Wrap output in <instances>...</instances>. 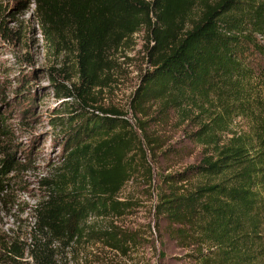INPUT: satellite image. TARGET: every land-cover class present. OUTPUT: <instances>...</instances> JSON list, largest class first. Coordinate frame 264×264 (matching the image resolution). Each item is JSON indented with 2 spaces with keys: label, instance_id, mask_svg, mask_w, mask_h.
<instances>
[{
  "label": "trees",
  "instance_id": "trees-1",
  "mask_svg": "<svg viewBox=\"0 0 264 264\" xmlns=\"http://www.w3.org/2000/svg\"><path fill=\"white\" fill-rule=\"evenodd\" d=\"M29 2L45 43L57 54L74 55V90L83 103V109H71L60 165L41 180L48 192L31 206L34 231L60 240L79 237L92 212L122 213L127 203L117 196L136 172L146 169L151 176L145 122L131 124L114 106L86 109L111 53L146 25L151 69L141 74L130 107L144 115L145 104L154 100L167 108L200 98L216 110L194 134L204 146L198 161L160 175L155 214L176 227L194 264H264V93L253 82L264 60V0ZM58 85V98L74 95ZM236 116L248 119V132L219 140L217 131ZM2 124L0 119V137L6 133ZM11 159L0 163L3 172ZM37 250L36 264H47Z\"/></svg>",
  "mask_w": 264,
  "mask_h": 264
},
{
  "label": "rangeland",
  "instance_id": "rangeland-1",
  "mask_svg": "<svg viewBox=\"0 0 264 264\" xmlns=\"http://www.w3.org/2000/svg\"><path fill=\"white\" fill-rule=\"evenodd\" d=\"M200 6L186 17V26L198 17ZM152 43L149 28L142 25L113 51L102 84L86 106L88 112L114 106L131 124L145 122L151 176L142 169L125 183L117 196L127 203L122 213L92 212L79 237L60 240L34 231L31 206L48 192L41 180L63 159L70 115L83 109L74 90L79 85L74 55L69 50L57 54L45 43L29 0H0V119L6 132L0 137V163L12 156L10 167L0 168V264H36L37 249L47 264H194L191 247L175 235L176 227L156 216V190L160 175L198 161L204 146L194 134L202 121L211 123L207 119L216 110L200 98L167 108L154 100L145 104L146 115L130 107L141 74L151 69L147 49ZM255 71L253 82L264 93V60ZM58 83L74 95L58 98ZM248 129V119L236 116L216 136L224 141Z\"/></svg>",
  "mask_w": 264,
  "mask_h": 264
}]
</instances>
